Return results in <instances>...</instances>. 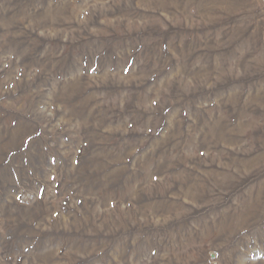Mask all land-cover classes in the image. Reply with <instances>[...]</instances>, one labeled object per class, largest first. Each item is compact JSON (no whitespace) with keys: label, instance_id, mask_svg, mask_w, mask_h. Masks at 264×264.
<instances>
[{"label":"rangeland","instance_id":"1","mask_svg":"<svg viewBox=\"0 0 264 264\" xmlns=\"http://www.w3.org/2000/svg\"><path fill=\"white\" fill-rule=\"evenodd\" d=\"M0 264H264V0H0Z\"/></svg>","mask_w":264,"mask_h":264}]
</instances>
